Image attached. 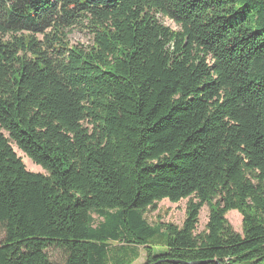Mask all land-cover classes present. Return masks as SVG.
<instances>
[{"label": "trees", "instance_id": "16d2710c", "mask_svg": "<svg viewBox=\"0 0 264 264\" xmlns=\"http://www.w3.org/2000/svg\"><path fill=\"white\" fill-rule=\"evenodd\" d=\"M0 229V264H264V0H0Z\"/></svg>", "mask_w": 264, "mask_h": 264}, {"label": "rangeland", "instance_id": "374dc122", "mask_svg": "<svg viewBox=\"0 0 264 264\" xmlns=\"http://www.w3.org/2000/svg\"><path fill=\"white\" fill-rule=\"evenodd\" d=\"M162 23L171 29H177L174 23L167 19H161ZM68 39L71 45H89L91 43V36L89 33L81 28H74L68 35ZM14 151L17 156L21 158L25 168L29 172L46 174V172L40 167L35 165L30 159H28L21 151H19L15 146H13ZM187 199L182 200L178 203H170L168 200H163L156 204L155 211H148L145 214L147 222L154 225L160 221L174 224L176 226H181L185 218V209L187 204ZM209 215V209L207 205H204L199 214V223L197 227V232H202L205 229ZM228 223L231 225L232 229L241 234L242 232V218L241 215L236 211H230L225 216ZM3 238V234L0 229V240ZM113 244L112 246H115ZM138 252V258L134 260L131 264H145V251L143 248H136ZM155 251H161L160 248H155ZM47 255L49 260L55 264H61L65 260V255L61 251L55 249L47 250Z\"/></svg>", "mask_w": 264, "mask_h": 264}, {"label": "water", "instance_id": "95a60500", "mask_svg": "<svg viewBox=\"0 0 264 264\" xmlns=\"http://www.w3.org/2000/svg\"><path fill=\"white\" fill-rule=\"evenodd\" d=\"M183 264H205V263H186V262H182Z\"/></svg>", "mask_w": 264, "mask_h": 264}]
</instances>
